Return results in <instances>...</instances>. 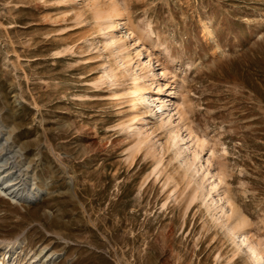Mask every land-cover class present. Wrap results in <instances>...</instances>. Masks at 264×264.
Here are the masks:
<instances>
[{
    "label": "rangeland",
    "instance_id": "1",
    "mask_svg": "<svg viewBox=\"0 0 264 264\" xmlns=\"http://www.w3.org/2000/svg\"><path fill=\"white\" fill-rule=\"evenodd\" d=\"M119 2L144 57L169 70L161 96L167 108L171 93L183 102L181 134L189 125L206 138L195 148L224 176L247 233L264 241V0ZM87 4L0 0V158L39 195L19 203L0 194V261L9 257L3 244L21 239L24 262L39 255L49 264L52 253L54 264H253L245 250L233 258L227 229L200 199L188 208L192 186L158 119L145 126L154 145L136 146L120 125L130 102H111L110 84H93L112 58L95 47L101 34Z\"/></svg>",
    "mask_w": 264,
    "mask_h": 264
},
{
    "label": "bare ground",
    "instance_id": "2",
    "mask_svg": "<svg viewBox=\"0 0 264 264\" xmlns=\"http://www.w3.org/2000/svg\"><path fill=\"white\" fill-rule=\"evenodd\" d=\"M86 1L88 2L87 6L94 12V26L101 34L99 37L100 45L95 47L108 51L112 58L110 66H107L106 63L103 64V71L93 84L98 88H103V86L106 88L110 84L108 85L111 91L109 101L118 102L125 98L132 106L133 113L120 125L138 137L136 146H143L153 141L152 134L145 126L147 125V117L149 115L155 116L159 121L158 125L166 129L173 160L180 163V168L184 170L185 177H188V184L192 186V191L188 195L190 200L188 208H191L196 200L200 199L202 207L217 226L221 225L227 229V234L234 245L233 258L245 250L247 259L251 263L264 264V241L262 239L256 240L247 233L245 228L249 219L236 209L227 190L221 186L226 183L224 176L219 169L215 168L212 172L203 161L204 158L198 152L199 150L197 151L195 148V146L205 147L206 138L196 134L193 127L189 125L188 137L182 135V124L186 123L182 110L183 102L175 98L176 94L173 96L174 93L171 91L170 102L172 105L167 108V103L161 96L166 87L164 85L168 84H161L160 77H168L169 70L167 67L163 66L160 69L161 72H157L152 65V54L148 53L144 57L143 49L145 47L140 44L139 39L135 36L136 31L128 25L124 18L119 0H109L106 3L103 0ZM203 23L206 40L215 42L213 29L204 20ZM120 26L124 29L122 33L119 32ZM71 49L73 46L58 50V57H64L67 51ZM216 50L221 51L222 47L217 44L212 52H216ZM87 59L86 64L94 61L92 57ZM119 81L127 83L122 91L119 90V85L122 83L119 84ZM152 90H156V92L151 95ZM176 115H178V121L174 120ZM0 130L2 132L5 130L4 124L0 125ZM3 145L5 144L0 143V153ZM150 145L152 146L154 143ZM184 154H186L185 158L183 157ZM212 154L214 155V152ZM7 159L6 157L0 158V194L19 203H28L34 198L36 199L39 196L37 193H26L23 191L24 189H21L22 186L19 187L20 184L11 177L13 173L9 170L10 164ZM207 164L211 165L212 161L207 160ZM161 166L162 161L157 164L153 172H159ZM168 179L171 177L169 176ZM223 200H225L224 203ZM22 244L21 239L5 242L2 248L6 250L4 253L9 256L8 262L0 261V264H40L39 255H32L30 260L24 262L19 255ZM45 255H48L46 259L49 264H54L52 253Z\"/></svg>",
    "mask_w": 264,
    "mask_h": 264
}]
</instances>
